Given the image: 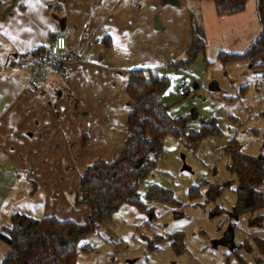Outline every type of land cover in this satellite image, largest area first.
I'll use <instances>...</instances> for the list:
<instances>
[{
	"label": "crops",
	"instance_id": "0c3cea01",
	"mask_svg": "<svg viewBox=\"0 0 264 264\" xmlns=\"http://www.w3.org/2000/svg\"><path fill=\"white\" fill-rule=\"evenodd\" d=\"M54 1L0 0V205L14 187H27L24 198L40 199L27 210L35 214L9 206L8 218L19 212L82 222L87 207L72 206L70 197L87 163L119 155L131 106L125 92L129 70L157 71L182 56L190 38V9L207 5L68 0L59 11L50 7ZM248 2L226 16L236 30L248 27L246 5L252 21L256 17L255 0ZM214 16L217 22L225 17ZM57 32L67 34L66 54L73 59L30 91L29 68L14 65V59L45 52ZM21 173L28 186L19 185Z\"/></svg>",
	"mask_w": 264,
	"mask_h": 264
},
{
	"label": "rangeland",
	"instance_id": "374dc122",
	"mask_svg": "<svg viewBox=\"0 0 264 264\" xmlns=\"http://www.w3.org/2000/svg\"><path fill=\"white\" fill-rule=\"evenodd\" d=\"M193 2L195 6L199 2L207 5L201 11L192 7L206 43L204 55L198 54L182 68L157 70L167 75L161 99L169 115L182 117L187 130L212 121L219 132L207 134L194 148L166 134L160 157L137 186L140 198L152 205L151 210L145 213L129 204L119 205L107 222L82 238L92 248L78 253L79 264H264V244L258 239L264 237V218H257L264 214V208L233 210L236 181L226 168L229 155L223 148L233 137L241 151L264 157V72L249 67L246 60L222 63L217 58L219 50H244L260 26L256 17L252 21L250 6L246 5L244 13L248 27L236 30L226 23L230 19L226 16L220 22L214 20L210 1ZM179 86L185 88L183 95L177 93ZM24 178L21 173L20 186L27 185ZM202 180L218 184L230 180L231 184L205 202ZM150 184L170 190L184 206L147 200L144 195ZM192 185H200L201 195L194 200L188 198ZM255 188L264 197V172ZM26 190L14 187L11 197L7 195L0 205V232L8 226L9 206L27 211L40 201L36 194L24 198ZM195 201L200 204L193 205ZM178 233L181 246L174 241ZM228 234L233 246L227 242ZM148 239L153 243L151 248L147 247ZM6 250L0 239V261Z\"/></svg>",
	"mask_w": 264,
	"mask_h": 264
},
{
	"label": "trees",
	"instance_id": "16d2710c",
	"mask_svg": "<svg viewBox=\"0 0 264 264\" xmlns=\"http://www.w3.org/2000/svg\"><path fill=\"white\" fill-rule=\"evenodd\" d=\"M68 0H55L50 7L62 11ZM210 1L217 17L228 16L243 10L246 0H192ZM255 15L260 26L258 35L240 52L219 50L217 58L222 63L246 60L249 67L264 72V0H255ZM107 46L109 42L104 40ZM206 43L200 31L196 15L190 9V38L180 57L166 63L167 68L178 69L190 64L198 54L204 55ZM33 54H41L33 51ZM61 69V63L59 64ZM167 82V75L148 68L129 70L125 92L131 101L126 112L125 134L119 155L114 159L97 158L87 163L78 176L75 190L70 197L72 206L85 205L87 214L82 222L58 219L53 215L33 217L19 212L9 215L8 226L0 232V239L7 250L0 264H79L77 255L91 250L82 238L94 231L100 223L107 222L112 211L121 204H129L148 213L152 205L143 202L137 191L138 184L151 172L161 155L162 142L166 134L183 141L194 148L207 134L219 132L213 122L201 124L198 129L187 130L182 117L169 115L161 99ZM224 153L229 155L227 170L236 181L235 212H248L264 208V197L255 188L261 182L264 172V157L247 154L231 137L225 144ZM230 180L221 184L202 180L204 201L217 197ZM188 188V198L194 200L201 193L199 186ZM149 201L184 206L172 197L171 191L156 184H150L145 191ZM200 204L197 201L193 205ZM261 220L264 214L257 215ZM159 238V237H158ZM258 237H255V239ZM154 239H156L154 237ZM264 244V237L258 238ZM181 246L180 233L174 236ZM153 243L147 241V247Z\"/></svg>",
	"mask_w": 264,
	"mask_h": 264
},
{
	"label": "built area",
	"instance_id": "2783aa9c",
	"mask_svg": "<svg viewBox=\"0 0 264 264\" xmlns=\"http://www.w3.org/2000/svg\"><path fill=\"white\" fill-rule=\"evenodd\" d=\"M66 38L67 34L65 32H57L45 52L41 54H20L15 57L14 65L29 68L26 89L33 91L40 88L46 81L50 71L60 70V63L73 59V55L67 56L66 54ZM177 93L183 95L185 88L179 86Z\"/></svg>",
	"mask_w": 264,
	"mask_h": 264
},
{
	"label": "water",
	"instance_id": "95a60500",
	"mask_svg": "<svg viewBox=\"0 0 264 264\" xmlns=\"http://www.w3.org/2000/svg\"><path fill=\"white\" fill-rule=\"evenodd\" d=\"M166 1H168V2H170V3H176V1L175 0H166ZM59 26H60V29H62L63 28V21H62V19L59 21ZM232 239H231V236L229 237V242H230V246H233V243H232V241H231Z\"/></svg>",
	"mask_w": 264,
	"mask_h": 264
},
{
	"label": "flooded vegetation",
	"instance_id": "af4514ba",
	"mask_svg": "<svg viewBox=\"0 0 264 264\" xmlns=\"http://www.w3.org/2000/svg\"><path fill=\"white\" fill-rule=\"evenodd\" d=\"M225 233H227V232H225ZM229 237H230V234H228L227 242H229V241H228V240H229ZM229 244H230V242H229Z\"/></svg>",
	"mask_w": 264,
	"mask_h": 264
}]
</instances>
